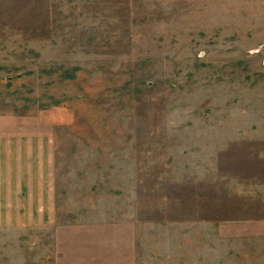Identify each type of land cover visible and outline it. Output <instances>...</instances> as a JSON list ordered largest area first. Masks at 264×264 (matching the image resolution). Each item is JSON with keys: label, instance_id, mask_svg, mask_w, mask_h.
I'll return each mask as SVG.
<instances>
[{"label": "rangeland", "instance_id": "374dc122", "mask_svg": "<svg viewBox=\"0 0 264 264\" xmlns=\"http://www.w3.org/2000/svg\"><path fill=\"white\" fill-rule=\"evenodd\" d=\"M37 136L54 219L0 264H199L214 218L220 264H264V188L219 194L264 182V0H0V137Z\"/></svg>", "mask_w": 264, "mask_h": 264}, {"label": "crops", "instance_id": "0c3cea01", "mask_svg": "<svg viewBox=\"0 0 264 264\" xmlns=\"http://www.w3.org/2000/svg\"><path fill=\"white\" fill-rule=\"evenodd\" d=\"M24 141L43 144L36 151H30ZM46 141L40 136L35 140L0 137V227L22 229L53 222L55 201L52 185L53 153L48 150L49 144ZM30 153L36 156L30 157ZM218 171L219 169H214V172ZM244 171L245 173L240 174L243 175V179L230 178L228 183H224L228 187L229 195L227 191L221 189L219 194L238 202H246L245 198L252 196L251 193L263 197L260 189L264 188V182L259 181L253 186L252 180L246 177L250 176L251 172ZM216 222L215 218L198 221V254L201 255H198L199 264H220L218 256L222 255L221 240L220 237H216ZM226 242L229 244V240ZM228 247H224L225 256L230 254Z\"/></svg>", "mask_w": 264, "mask_h": 264}]
</instances>
